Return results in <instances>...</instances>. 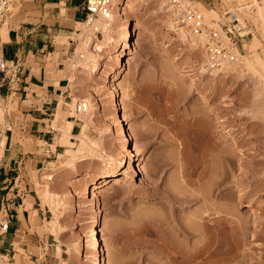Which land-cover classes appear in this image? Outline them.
<instances>
[{
	"label": "rangeland",
	"instance_id": "374dc122",
	"mask_svg": "<svg viewBox=\"0 0 264 264\" xmlns=\"http://www.w3.org/2000/svg\"><path fill=\"white\" fill-rule=\"evenodd\" d=\"M125 1V15L137 35L135 51L121 74L109 80L113 61L108 56L114 42L107 40L104 28L77 24L66 66L71 94L62 103L59 121L56 109L44 114L49 119L43 127L56 129L59 142L65 143L62 127L78 119L70 105L92 100L94 123L84 130L78 119L82 134L68 145L77 149L71 166H63L68 147L52 155L51 146L40 141L32 124L36 120L23 118L20 100L0 92V159L11 143L22 145L13 175L28 193L18 196L26 227L15 238L11 249L15 256L2 254L7 252L1 249L2 240L12 238L7 232L0 236V264H97L89 240L93 215L89 190L103 174L120 166L128 151L111 109L112 90L118 93L133 136L135 165L122 185H111L101 195L108 264H171L163 253L165 240H178L188 244L187 250L199 251L210 234L211 247L219 251L212 264H264V19L251 6L252 0H192L211 25L233 29L232 39L242 52L227 68L204 75L199 51L205 35H198L192 45L185 43L171 26L165 0ZM8 2L0 0V18L9 13ZM117 25L123 26L122 19ZM142 31L155 32L163 42L147 41L145 35L139 36ZM90 36L105 43L101 51H86ZM97 59L101 70L93 67ZM171 59L178 67L205 76L208 88L201 91L180 78ZM203 97L225 117L238 144L215 122ZM45 171L54 173L50 185L58 202L45 194L46 180L40 178ZM239 189L245 192L243 201L238 200ZM246 202L256 203L261 212H247ZM6 219L11 221L10 214L1 206L0 220ZM181 221L194 229L192 237L177 229ZM207 221L211 230L200 234ZM241 221L249 227L241 228ZM174 249L169 251L177 256Z\"/></svg>",
	"mask_w": 264,
	"mask_h": 264
},
{
	"label": "crops",
	"instance_id": "0c3cea01",
	"mask_svg": "<svg viewBox=\"0 0 264 264\" xmlns=\"http://www.w3.org/2000/svg\"><path fill=\"white\" fill-rule=\"evenodd\" d=\"M9 1V13L6 11L0 18V56L8 66L0 72V92L1 95L14 94L20 100L24 106L23 118L36 120L32 124L38 130L40 141L51 146L49 151L55 155L68 144L59 142L61 135L56 129L43 127V122L49 119L44 114H50L47 110H55L71 94L67 57L75 46L76 25L88 20L87 0ZM72 120L70 140L75 142L82 130L78 119ZM19 149H22L20 143H11L8 153L0 159V207L10 214L7 234L12 236L7 242L2 240L1 249L7 251L2 254L10 258L15 256L11 255V249L15 248L18 231L26 227L20 218L22 204L18 196L23 198L28 193L13 175L19 163ZM18 186L19 192H16Z\"/></svg>",
	"mask_w": 264,
	"mask_h": 264
},
{
	"label": "bare ground",
	"instance_id": "6f19581e",
	"mask_svg": "<svg viewBox=\"0 0 264 264\" xmlns=\"http://www.w3.org/2000/svg\"><path fill=\"white\" fill-rule=\"evenodd\" d=\"M113 1H114V4H116L115 5V11L111 14V16L109 18H105L103 16H96L95 17L93 15H90L92 17V18L90 17L91 19L89 18L87 21L82 22V23H88L89 25L93 24L94 30H98L100 27H103L105 34L107 36V40H109V41L113 40V42H114V47H113L114 50H113L112 54L108 56L109 59L113 61V64H112L113 66L110 68V71H109V80L110 81H114L115 79H117L118 75H120L121 71H123V69L125 68L124 66L126 64V59L134 53L135 48H136V42H134V37L137 35V31L134 28L132 20L128 16L125 15L126 12L124 11V8L119 4L120 3L119 0H113ZM251 6H254V9H256L258 14L261 15L262 18L264 19V0H252ZM125 8H126V6H125ZM203 10H205L206 12H208L210 14L212 12L209 8H207L205 6H203ZM120 19H122V23H123V26H121V28H120V26L117 25V22ZM172 20L173 19L169 18V21H172ZM171 26L174 27L178 31V33H180V35H181L180 38L185 43H188V44L189 43L191 44V42L193 40H195L198 37V35L204 36V34H193V33L190 34L188 29L184 26L179 27V28H176L174 26V24H171ZM114 32H116V34L118 36L115 35L116 37H114ZM188 34H190L191 37L188 36ZM143 35H145L147 41L155 40L157 42H163L162 41L163 39L162 40L159 39L158 35L155 32H147L145 34L143 33V31L141 33L139 32V36H143ZM198 39H199V37H198ZM195 42L196 41H194L193 43H195ZM103 44H105V43L97 40L96 36H90V37H88V39L86 41L85 48H86V51H88V52H90L91 50L97 52V51H101V49L104 48ZM202 44H204V43L202 42ZM199 52H200L201 58L203 59L201 66L199 67L200 71L204 72V75H205V73L206 74L216 73L218 71V69L210 68L207 64V53H206V50L203 46L200 47ZM167 53L169 54V52L167 50L163 51L164 55ZM95 59H96V57H95ZM171 63L174 66V69L176 70L178 76L180 78L189 79L192 87H197L201 91H204L208 88L207 87L208 86V82H207L208 80L206 79L205 76H202V75L200 76V75L196 74V72L193 69L178 67V65L175 63V61L173 59H171ZM102 65L103 64L100 62V60L97 59V60H95V64L93 67H94V69H100L101 70ZM229 65H226L224 68H227V66H229ZM224 68H222V69H224ZM111 92H112L111 93V100H110L111 109L117 114L118 123H119V131L121 132V136H122L121 139H122L123 143H125L128 146V151H127V154L125 155L123 161L121 162V165L118 166L115 170L103 174L99 178V180H97V182L94 184L93 188H91L89 190V195H91V197L93 199V206H92L93 215H92V218L90 220L91 226L89 229V235H90L89 240H90V244H92L93 247L95 248V256L97 258V264H108L106 248H105V245L102 241L103 236L101 233V224H102V219H103L102 213H103V206H104V202L101 199V195L103 194L104 190L111 185H122L126 181L128 175L131 172H133L134 165H135V156H134V151H133V146H134L133 136H132V133L130 132V130L128 129V122H127L126 114H125V112L122 111V108L120 106L118 93L116 91H113V90ZM202 99H203V102L208 104V111H209V113H211L213 115L215 122L218 123V125L222 126L221 129H223L224 133L227 134L231 138L232 142L235 145L238 144L239 139H238L237 135L235 134L234 130L226 124L225 117L223 115H221V113L216 110L214 105L209 104L208 99L206 97H203ZM84 101L87 105L86 110L82 111V112H77L76 107H74L75 105L72 104L71 105V114H73L74 116H77L78 119H80V121H82L83 129L85 130V128H87L89 125L94 123V116H93V109H94L93 106L94 105H93L92 100L89 98H85ZM61 104H62V101L59 103V106L56 108L55 121H59L61 118V112H62ZM73 125H74V120H68L67 125L62 127L64 133L66 134V136L64 137L65 138L64 142L70 146L72 145V143H74L73 141L70 140L71 130L73 129ZM70 146L67 148V153L65 154V155H67V158L64 160V162H65L63 164L64 167L71 166V164L73 162L72 157L77 155L76 154L77 149H74ZM72 152H74V153H72ZM83 156H87V155H83ZM47 171L43 172L42 174L40 173L41 174L40 178L43 177L42 179L46 180V186L47 187L45 189V194L47 195V197L50 198L51 201L58 202L56 199V196L52 190V186L50 185V183L54 179V175H53L54 173L47 172ZM237 196H238L239 201L245 200L244 190L239 189ZM247 207H248L247 212H250V213L261 212L260 207H258V205L256 203L248 202ZM197 216H199V215H197ZM197 216H196V219L198 218ZM181 222H180L178 228H177V226H174V227H176L181 233H183L185 237L190 238V235L192 237V232H194V229L193 228L190 229V227L188 225L184 224L183 221H181ZM240 225L242 226V227L240 226L241 228L249 227L247 225V223H245L244 221L243 222L241 221ZM205 226H204V230H202L201 231L202 233L200 232V234L208 235L212 226L210 223H208V221L206 222ZM206 239H208V240L206 242L204 241L205 243L203 242L204 243L203 247L201 246L202 249H199V251L194 250L196 252H194L193 250L190 251L189 250L190 248H188V250H187L188 244H185L184 242H182L184 244H181V241H178L177 239H176L177 242L173 241L172 243H171V241L169 242L168 240H165L164 244L162 245L163 253L170 260H172V262L175 261V262L179 263L182 261L181 264H212L215 261L216 262L218 261V260L214 259V257L217 255V253L219 251L217 252V249L216 250L213 249L214 247L212 246V244L214 241V237L212 234H210L209 238H206ZM169 248H173V249L175 248L174 250L178 255L177 256L172 255L169 251ZM197 259H199V261H197ZM176 260H179V261H176ZM172 262H171V264H172ZM165 263H167V261H162V264H165ZM168 264H170V262H168Z\"/></svg>",
	"mask_w": 264,
	"mask_h": 264
},
{
	"label": "built area",
	"instance_id": "2783aa9c",
	"mask_svg": "<svg viewBox=\"0 0 264 264\" xmlns=\"http://www.w3.org/2000/svg\"><path fill=\"white\" fill-rule=\"evenodd\" d=\"M125 8L126 1H119ZM168 11L171 12L173 23L176 28L186 27L193 34H204V48L207 53V64L213 69H222L226 65L235 63L242 56L241 49L237 42L232 39L233 29L228 27L226 30L221 26L217 28L211 25L205 18L202 11L193 4L192 0H165ZM113 0H87L86 10L87 19L90 15L103 16L109 18L115 11ZM218 22V21H217ZM7 64L0 56V71L5 70ZM85 102H78L76 111H85ZM10 228V220H0V236L7 233Z\"/></svg>",
	"mask_w": 264,
	"mask_h": 264
}]
</instances>
